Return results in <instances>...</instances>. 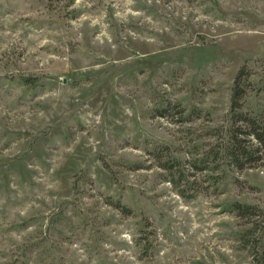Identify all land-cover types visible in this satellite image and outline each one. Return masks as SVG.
Returning <instances> with one entry per match:
<instances>
[{
	"label": "rangeland",
	"instance_id": "obj_1",
	"mask_svg": "<svg viewBox=\"0 0 264 264\" xmlns=\"http://www.w3.org/2000/svg\"><path fill=\"white\" fill-rule=\"evenodd\" d=\"M239 68L264 112V0H0V264H261Z\"/></svg>",
	"mask_w": 264,
	"mask_h": 264
},
{
	"label": "trees",
	"instance_id": "obj_2",
	"mask_svg": "<svg viewBox=\"0 0 264 264\" xmlns=\"http://www.w3.org/2000/svg\"><path fill=\"white\" fill-rule=\"evenodd\" d=\"M247 84L246 73H243V68H239L233 77L230 88L229 124L226 128L225 139L213 152L214 155L220 153L236 169L264 161V112L251 113L241 109ZM166 107L161 106L157 113L164 115ZM114 203L118 205L117 201ZM230 207L236 215L246 218V221L248 219L251 226L253 220L250 217L261 213L254 204L245 202L233 201ZM250 248L252 257L264 264V245L254 242L251 243Z\"/></svg>",
	"mask_w": 264,
	"mask_h": 264
}]
</instances>
